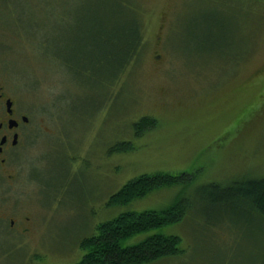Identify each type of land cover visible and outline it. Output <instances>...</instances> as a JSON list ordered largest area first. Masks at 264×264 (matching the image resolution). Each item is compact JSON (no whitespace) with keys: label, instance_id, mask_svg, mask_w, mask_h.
<instances>
[{"label":"rangeland","instance_id":"1","mask_svg":"<svg viewBox=\"0 0 264 264\" xmlns=\"http://www.w3.org/2000/svg\"><path fill=\"white\" fill-rule=\"evenodd\" d=\"M130 1L144 39L118 79L81 29L105 0H12L7 9L0 56L32 108L39 231L20 247L0 229V264H75L100 223L182 197L183 219L127 241L173 234L182 250L144 264H261L264 223L250 200H219L206 186L264 177V0ZM143 116L157 125L144 130ZM157 171L194 177L111 203Z\"/></svg>","mask_w":264,"mask_h":264},{"label":"trees","instance_id":"2","mask_svg":"<svg viewBox=\"0 0 264 264\" xmlns=\"http://www.w3.org/2000/svg\"><path fill=\"white\" fill-rule=\"evenodd\" d=\"M105 1L107 5L85 22L81 29L90 33L86 40L96 53L98 64L108 66L111 78L118 79L139 52L144 39V21L130 0ZM87 6L84 10L89 9L90 6ZM139 124L147 130L150 125H157V119L143 116ZM122 146L121 151L134 149L132 144L123 143ZM193 177L190 173L175 174L169 171L141 174L128 181L110 201L114 205H126L146 196L153 189L191 181ZM206 187L207 192L219 200L236 197L250 200V205L257 210L264 223V177L238 178L223 188L216 183ZM188 207V198L182 197L162 210H128L100 223L97 233L82 240L81 247L85 254L75 264H144L179 253L182 240L178 235L152 234L138 243L127 244V241L141 232L183 219ZM261 264H264V248Z\"/></svg>","mask_w":264,"mask_h":264},{"label":"flooded vegetation","instance_id":"3","mask_svg":"<svg viewBox=\"0 0 264 264\" xmlns=\"http://www.w3.org/2000/svg\"><path fill=\"white\" fill-rule=\"evenodd\" d=\"M12 3L0 0V54L1 26ZM32 122V108L20 97L0 56V229L5 230L4 242L20 247L32 244L39 231V210L33 206V181L37 180L29 175Z\"/></svg>","mask_w":264,"mask_h":264},{"label":"bare ground","instance_id":"4","mask_svg":"<svg viewBox=\"0 0 264 264\" xmlns=\"http://www.w3.org/2000/svg\"><path fill=\"white\" fill-rule=\"evenodd\" d=\"M48 50V49H47Z\"/></svg>","mask_w":264,"mask_h":264}]
</instances>
